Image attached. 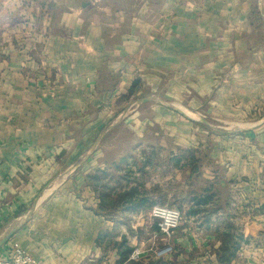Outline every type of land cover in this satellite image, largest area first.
Here are the masks:
<instances>
[{"label":"crops","instance_id":"0c3cea01","mask_svg":"<svg viewBox=\"0 0 264 264\" xmlns=\"http://www.w3.org/2000/svg\"><path fill=\"white\" fill-rule=\"evenodd\" d=\"M263 12L0 0V256L264 264ZM155 205L182 213L169 240Z\"/></svg>","mask_w":264,"mask_h":264},{"label":"built area","instance_id":"2783aa9c","mask_svg":"<svg viewBox=\"0 0 264 264\" xmlns=\"http://www.w3.org/2000/svg\"><path fill=\"white\" fill-rule=\"evenodd\" d=\"M264 0H257L259 6H262ZM264 19V12L262 14ZM151 216L157 221L158 235L164 239H171L182 222L181 211L173 206L156 205L151 209ZM170 246H166L163 251H168ZM143 256L141 247H135L129 255V260L139 261ZM0 264H39V262L31 256L19 243L14 242L0 256Z\"/></svg>","mask_w":264,"mask_h":264},{"label":"trees","instance_id":"16d2710c","mask_svg":"<svg viewBox=\"0 0 264 264\" xmlns=\"http://www.w3.org/2000/svg\"><path fill=\"white\" fill-rule=\"evenodd\" d=\"M126 194H127V192H126ZM155 206H156V205H155ZM153 207H154V206H153ZM153 207H152V208H153ZM129 252L131 253V249H130V248H128V249L125 251L124 255H125L126 253H129ZM130 253H129V254H130ZM230 253H231V254H230ZM129 254H128V258H129ZM228 254H229V255H233L234 252H228ZM126 255H127V254H126ZM228 258H229V256H228Z\"/></svg>","mask_w":264,"mask_h":264},{"label":"rangeland","instance_id":"374dc122","mask_svg":"<svg viewBox=\"0 0 264 264\" xmlns=\"http://www.w3.org/2000/svg\"><path fill=\"white\" fill-rule=\"evenodd\" d=\"M216 125V124H215ZM222 125V124H221ZM127 128H125L123 125H121L118 130H126ZM169 240V239H168Z\"/></svg>","mask_w":264,"mask_h":264},{"label":"water","instance_id":"95a60500","mask_svg":"<svg viewBox=\"0 0 264 264\" xmlns=\"http://www.w3.org/2000/svg\"><path fill=\"white\" fill-rule=\"evenodd\" d=\"M6 241V240H5Z\"/></svg>","mask_w":264,"mask_h":264}]
</instances>
